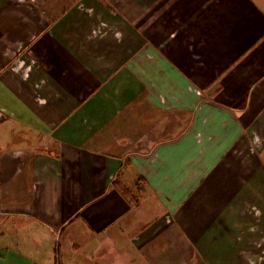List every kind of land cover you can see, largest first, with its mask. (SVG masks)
<instances>
[{
    "label": "crops",
    "instance_id": "crops-1",
    "mask_svg": "<svg viewBox=\"0 0 264 264\" xmlns=\"http://www.w3.org/2000/svg\"><path fill=\"white\" fill-rule=\"evenodd\" d=\"M57 256L264 264V0H0V264Z\"/></svg>",
    "mask_w": 264,
    "mask_h": 264
},
{
    "label": "trees",
    "instance_id": "trees-1",
    "mask_svg": "<svg viewBox=\"0 0 264 264\" xmlns=\"http://www.w3.org/2000/svg\"><path fill=\"white\" fill-rule=\"evenodd\" d=\"M140 181H142V182L140 183ZM142 183H143V180L140 178L135 182V188H136L137 194H140L142 192ZM113 186L115 188H117V190L121 193V195L125 199H130V201L132 202L134 207L139 205V198L136 195L135 196L133 195V191L131 189H127V188L122 187L121 184L119 183L118 178L113 183ZM56 264H61V257L60 256H57Z\"/></svg>",
    "mask_w": 264,
    "mask_h": 264
}]
</instances>
